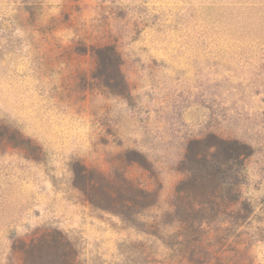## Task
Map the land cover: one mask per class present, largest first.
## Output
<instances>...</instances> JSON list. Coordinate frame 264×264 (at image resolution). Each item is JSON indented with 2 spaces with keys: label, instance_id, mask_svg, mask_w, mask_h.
<instances>
[{
  "label": "rangeland",
  "instance_id": "rangeland-1",
  "mask_svg": "<svg viewBox=\"0 0 264 264\" xmlns=\"http://www.w3.org/2000/svg\"><path fill=\"white\" fill-rule=\"evenodd\" d=\"M105 45L115 88L94 54ZM0 124L41 155L0 142V264H25L21 241L50 229L78 264H264V0H0ZM216 137L252 149L247 207L189 234L173 215L183 161ZM75 162L126 175L154 204L137 221L93 207Z\"/></svg>",
  "mask_w": 264,
  "mask_h": 264
},
{
  "label": "trees",
  "instance_id": "trees-1",
  "mask_svg": "<svg viewBox=\"0 0 264 264\" xmlns=\"http://www.w3.org/2000/svg\"><path fill=\"white\" fill-rule=\"evenodd\" d=\"M94 54L102 69L107 70L112 66L117 72L114 77L108 73L104 75L107 85L112 88L123 85L124 80L118 67L120 55L116 48L112 45L97 47ZM114 79L118 83H113ZM0 142L26 149L28 156L33 159L41 156L40 147L30 138L17 129L2 124ZM212 146L214 149L205 157L186 156L183 164L186 165L187 177L175 190L173 215L181 228L189 234H202L206 230L204 224L212 223L215 216L226 213L227 210L236 209L239 213L247 207L240 200L238 178L242 175L245 159L252 153L251 147L236 139L220 137H216ZM234 167L236 169L233 176L227 174ZM226 185H229L227 191ZM73 186L83 193L93 207L133 221H137L136 216L155 202L152 191L141 187L126 175L107 174L80 162L73 164ZM211 239L212 237H206L207 241H212ZM21 244L25 264H78V249L60 229L45 230L30 243L21 241ZM208 245L203 254L212 256L215 248ZM196 246L189 244L185 251L197 256L199 253L194 250ZM191 261L187 257V262Z\"/></svg>",
  "mask_w": 264,
  "mask_h": 264
}]
</instances>
